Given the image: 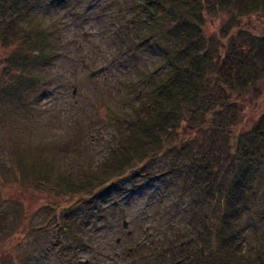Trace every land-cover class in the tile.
Listing matches in <instances>:
<instances>
[{
  "label": "rangeland",
  "instance_id": "374dc122",
  "mask_svg": "<svg viewBox=\"0 0 264 264\" xmlns=\"http://www.w3.org/2000/svg\"><path fill=\"white\" fill-rule=\"evenodd\" d=\"M142 3L29 0L16 9L22 13L15 22L19 34L22 28L41 29L52 48L45 63L40 54L34 59L30 82L16 86L2 81L3 76L10 62L23 60L26 51L18 44L0 47V264H175L198 252L194 240L197 234L205 235L204 220L214 217L215 208L194 184L192 165L208 162L203 154L212 147L209 143L203 142L200 151L195 147V159L188 152H165L152 165L143 162L150 166L144 171L132 164L136 176L112 175L97 185L101 203L96 208L93 197L88 202V195L81 193L90 188L95 173L115 171L111 163L116 152L133 139L136 108L146 114L139 107L149 104L145 91L167 69L171 50L166 23H131ZM227 19L228 15L208 16L202 31L215 44L211 54L233 64L236 45L251 46L255 41L245 34L256 37L264 30V18L242 16L237 25ZM209 83L215 84L208 79L206 87ZM257 86L243 98L237 131L250 129L260 119L264 79ZM221 89L207 93L202 105L215 102ZM182 117L186 124L202 119L185 109ZM183 133L179 129L175 135L184 138ZM203 136L219 142L216 151L226 149L224 135ZM213 171L221 176L216 168ZM253 180L236 226L241 253L250 259L257 249L264 250V160L258 162ZM88 206L90 212L85 211ZM214 221L213 232H206L212 248L203 249L202 264H218ZM63 222L80 240L62 234Z\"/></svg>",
  "mask_w": 264,
  "mask_h": 264
},
{
  "label": "trees",
  "instance_id": "16d2710c",
  "mask_svg": "<svg viewBox=\"0 0 264 264\" xmlns=\"http://www.w3.org/2000/svg\"><path fill=\"white\" fill-rule=\"evenodd\" d=\"M24 1L29 0H0V47L8 48L18 44L26 51L23 60L18 58L10 62L7 73L3 76L2 81L6 83L9 81L16 86H25L30 82V78L33 77L31 65L34 59L40 54L45 63V58L51 55L52 48L47 33L41 29L34 32L32 28L29 30L22 28L24 32L21 31L22 35L19 34L15 22L22 13L15 11L22 5L21 3H25ZM142 1V10L140 9L137 18L131 20V23L137 22L142 26L152 25L159 20L166 23L169 28L166 27L165 37L169 39L171 50L170 57L166 59L167 69L145 91L149 104H140L139 107H144L146 114L141 115L136 108L134 115L138 122L132 133L133 139L122 145L120 153L116 152L111 163V165L114 163L111 168H116L115 171L109 169L95 173V178L88 183L90 188L86 187L81 193L87 194V198L93 197L92 208H96L101 203L99 201L101 197H96L97 185H103L112 175L119 176L123 172L135 171L132 164H135V167L137 165L145 167L143 162L149 160L145 164H151L158 155L165 152L176 151L183 154L188 152L190 157L195 159L203 148L199 146L203 142L205 145L209 143L212 147L203 154L208 162L205 161V164L198 166L195 165L197 162L193 163L192 168H195L192 174L198 191L202 195L205 194L204 197L215 208L214 217H206L204 221L208 222L204 223L203 227L206 232H213L211 221L215 218L214 242L218 264H264V250L261 248L257 249L255 258H246L244 253H241L242 242L239 239V230L236 229L241 212L246 206L247 192L251 190L258 162L264 160V103L256 124L246 131H237V126L242 121L244 107L241 104L246 99V94L258 87L261 78L264 79V30L259 33L255 31L256 37L249 33L245 34L249 40L255 42L251 46L236 45L231 56L236 58L233 64H230L231 61L229 63H225V60L220 61L217 55L211 54L213 51L211 47L215 44L213 41L210 43L202 31L206 17L215 14L228 15L227 20L233 25H237L239 17L242 16H261L263 19L264 0ZM7 13L9 15H6ZM248 25L249 23H246L244 27ZM242 56L245 58H241ZM217 64L218 70H215ZM208 79L210 82L212 79L215 84L209 83L206 87ZM217 87L222 89L218 98L214 99L215 102L202 105L207 99L205 95L209 92L216 94ZM17 91L14 90L15 93ZM12 93L9 92L10 95ZM251 98L258 99L254 96ZM184 109L189 116H194V119L202 117L201 121L186 124L182 117ZM179 129L184 131V138H177L175 135ZM172 133L174 134L171 135ZM204 134L224 135L222 144L226 149L223 151L220 148L221 151H216L219 142L214 138L204 140ZM198 135H201V140ZM190 143L194 145H189ZM196 146L199 151L195 150ZM149 167L143 168L142 171ZM213 168H216L221 176H218ZM131 173L136 176L135 173ZM81 193L77 191V194ZM90 198L85 200L90 202ZM80 200L85 205L83 199ZM92 208L89 209L88 206L85 211L88 212L89 209L90 212ZM64 224L63 222L59 226L62 234L68 240L75 238L71 229H67ZM65 231H71L72 235L65 234ZM206 232L201 237L196 235L194 241L198 246V252H193L192 257L176 261L175 264L177 262L182 264L184 260H189L190 264H202L201 248H212L213 243L207 241ZM75 239L80 240L77 237ZM76 243L73 241V245ZM162 255L159 253L158 256ZM69 260L73 262L71 258Z\"/></svg>",
  "mask_w": 264,
  "mask_h": 264
},
{
  "label": "water",
  "instance_id": "95a60500",
  "mask_svg": "<svg viewBox=\"0 0 264 264\" xmlns=\"http://www.w3.org/2000/svg\"><path fill=\"white\" fill-rule=\"evenodd\" d=\"M102 69H99L98 71H93L92 73H91V77H93L94 75H96L98 72H100ZM124 226H126V223H124ZM188 242H190V241H188ZM201 253H202V255H203V248H201ZM177 264H179V262H177Z\"/></svg>",
  "mask_w": 264,
  "mask_h": 264
}]
</instances>
